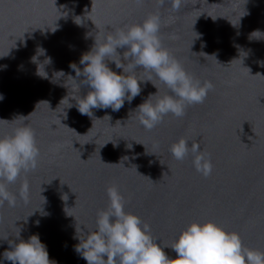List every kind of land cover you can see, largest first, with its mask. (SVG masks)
Returning a JSON list of instances; mask_svg holds the SVG:
<instances>
[{"label":"water","instance_id":"95a60500","mask_svg":"<svg viewBox=\"0 0 264 264\" xmlns=\"http://www.w3.org/2000/svg\"><path fill=\"white\" fill-rule=\"evenodd\" d=\"M152 14L161 18L164 47L214 85L206 100L149 131L132 113L157 91L149 82L118 112L81 115L71 107L79 98L71 65L83 69L80 59L95 36ZM0 57V119L7 120L0 137L26 120L40 151L37 168L7 185L16 203L0 207V238L22 228L21 238L38 234L56 264H87L74 251L76 228L95 229L108 206L106 189L116 185L125 211L147 223L161 245L170 246L193 221H213L264 252V0H181L178 11L172 0H0ZM181 138L210 157L209 176L196 171L191 155L172 156ZM8 248L0 240V260Z\"/></svg>","mask_w":264,"mask_h":264},{"label":"clouds","instance_id":"9594fccd","mask_svg":"<svg viewBox=\"0 0 264 264\" xmlns=\"http://www.w3.org/2000/svg\"><path fill=\"white\" fill-rule=\"evenodd\" d=\"M136 2L141 4L143 0ZM158 2L162 4L164 0ZM180 5L181 0H172L174 11H178ZM160 30L161 18L152 14L141 23L95 36L94 45L80 59L83 69L71 65L76 73L73 79L79 89L75 105L69 100L71 107L75 106L81 115L92 118L93 109L111 108L118 112L126 101L131 104L141 94L142 85L150 82L157 91L149 94L132 113H136L139 123L151 131L166 116L181 118L188 106L202 104L214 85L210 81L201 82L186 71L164 47ZM39 50L45 54V50ZM47 60L51 62L50 58ZM110 63L122 71H114ZM139 71H143L145 76L137 75ZM154 78L167 87L169 94H160ZM82 87L88 89L85 95H81ZM3 99V94H0V101ZM170 152L177 161L191 155L198 173L204 177L211 174L210 157L200 150L198 143L181 138L171 146ZM39 156L35 131L26 120L11 134L0 137V207L5 202L10 207L15 206L16 200L7 185L15 183L22 173L34 171ZM106 192L108 206L97 213L95 229L86 230L83 226L78 232L76 228L73 237L78 240L74 251L87 264H264V252L246 248L238 233L227 231L213 221H193L170 246L161 245L153 239L147 223L138 215L125 211V198L118 186H110ZM36 223L38 225L39 221ZM21 231L22 228L15 237L9 236L13 239L0 238L7 240L9 245L2 253L0 264L3 261L11 264H56L50 260L47 245L38 234L25 240L21 238ZM165 248L176 253L174 259L169 257Z\"/></svg>","mask_w":264,"mask_h":264}]
</instances>
